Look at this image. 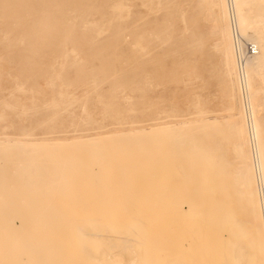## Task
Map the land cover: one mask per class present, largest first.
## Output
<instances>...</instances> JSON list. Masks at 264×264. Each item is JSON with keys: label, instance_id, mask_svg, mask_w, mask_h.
<instances>
[{"label": "rangeland", "instance_id": "obj_1", "mask_svg": "<svg viewBox=\"0 0 264 264\" xmlns=\"http://www.w3.org/2000/svg\"><path fill=\"white\" fill-rule=\"evenodd\" d=\"M242 16L262 30L264 0H245ZM227 25L233 40L228 0L225 12L219 0H0V185L13 190L6 196L3 186L0 215L13 229L10 249L27 247L18 257L9 249L4 264H264L255 147L235 150V131L252 121L247 56L237 51L254 43L229 46ZM253 88L264 137V86L255 78ZM205 121L218 130L197 133ZM181 126L192 135L177 136ZM247 156L256 240L237 176ZM92 221L105 238L82 236ZM17 235L39 239L30 246L40 252Z\"/></svg>", "mask_w": 264, "mask_h": 264}, {"label": "bare ground", "instance_id": "obj_2", "mask_svg": "<svg viewBox=\"0 0 264 264\" xmlns=\"http://www.w3.org/2000/svg\"><path fill=\"white\" fill-rule=\"evenodd\" d=\"M228 2L230 3V7L232 6L233 7V10H234V12H235V18H236V24H237V36L235 35V33H234V41L232 40V33L230 34V31H229V28H228V25L225 27V29H224V35H225V39H226V42H227V44L229 45V46H231L232 47V42H233V45L235 44L234 42H236V41H239L240 40V38H242V37H246L245 39H248L249 41H252L253 43H254V45L256 46V49H257V54L256 55H254V56H251V57H247L246 59H245V61H244V63H246V65H247V67H248V69H247V73L246 74H244L243 75V78H242V84H243V87H245L244 88V90L246 91V100H247V102H248V107L250 108V111H249V115H250V119H252V121H251V126H250V122H249V126L251 127H249L248 129H246V128H244V127H241V128H239L238 130H236L235 131V136L237 137V136H239V142H237V140L235 141V142H237V143H239L237 146H236V152L237 153H241V147H240V143H242L244 146H245V143L247 142V145L249 144V149L251 148L250 146L252 145V146H254L255 147V154H253L255 157H253L254 159H255V167H256V165H257V179L256 180H258L259 179V182L258 183H260L261 184V187H259L258 186V188L260 189V191L258 190V193L260 192V195H261V197H260V199H261V202H262V205H263V218H264V137L261 135V133L259 132V124H258V122H257V117H256V115H255V110H254V108H255V106H253V99L251 98V95H254L255 93H256V91L257 90H255L254 88H253V81H254V79L256 78L257 80H259V81H261L262 82V84H263V86H264V28L262 29V30H257V28H258V25L259 24H261L262 23V21L260 20V19H258V20H255V21H250V20H248L247 18H245V17H243L242 16V12H243V9H244V6H245V0H228ZM219 4H220V7H221V9H223V11L225 12V7H226V5H227V0H219ZM225 14V13H224ZM5 15V14H4ZM6 16V15H5ZM19 24V23H18ZM227 24V23H226ZM7 25V24H6ZM17 30V29H16ZM19 30H20V28H19ZM9 32V31H8ZM16 31H14V33H15ZM18 32V31H17ZM29 32H30V30H29ZM100 32V31H99ZM22 33V32H21ZM18 33H16V35H17ZM99 34V33H98ZM15 36V35H14ZM97 36V35H96ZM23 38V37H22ZM232 40V41H231ZM237 56H238V58L239 59H242V57H244V53H243V51L241 50V49H239L238 51H237ZM236 56V57H237ZM235 57V58H236ZM76 59V58H75ZM74 59V60H75ZM78 60V59H77ZM233 60H234V57H233ZM235 61H233V63H232V68H231V72L233 73V72H235ZM17 87V86H16ZM260 92H262V91H260ZM258 93H259V91H258ZM97 98V97H96ZM99 98V97H98ZM101 100V99H100ZM66 101H68V100H66ZM70 101H72V100H70ZM69 101V102H70ZM79 102V101H78ZM251 103V104H250ZM75 104H77V103H75ZM75 104H73V105H75ZM63 105V104H62ZM61 105V106H62ZM65 105V104H64ZM70 106H71V104H70ZM83 108V107H82ZM65 109V108H64ZM244 109V108H243ZM66 110V109H65ZM245 111V110H244ZM62 112V111H61ZM52 117L54 118V117H57L56 116V113L55 112H52ZM233 118V117H232ZM235 118V117H234ZM55 119V118H54ZM54 121V120H53ZM52 121V119H51V122H53ZM56 122V121H55ZM213 122V121H212ZM212 122H210V123H212ZM215 122H217V120L215 121ZM223 122V121H222ZM49 123H50V120H49ZM57 123V122H56ZM248 123V122H247ZM202 125L197 129V133L199 132V133H206V132H208V131H217L218 130V126L216 125V124H208V123H206V121H205V123H201ZM224 124V123H223ZM52 125H53V123H52ZM198 125V124H197ZM220 125V124H219ZM222 125V124H221ZM44 126H45V124H44ZM50 126H51V124H50ZM54 126V125H53ZM53 126H52V128H53ZM183 126H185V125H183ZM183 126H181V130H180V134L179 135H177V136H189V135H192V133L190 132V133H188L189 132V129L187 130L185 127L183 128ZM47 127V126H46ZM166 129V128H165ZM157 130H159V129H157ZM186 130H187V132H186ZM222 130V129H221ZM196 131V130H195ZM152 132V131H151ZM150 132V133H151ZM156 132H158V131H156ZM188 133V134H186V133ZM149 133V132H148ZM149 133V134H150ZM196 133V134H197ZM136 134V133H135ZM139 134V133H138ZM138 134H136V135H138ZM143 134H145V133H143ZM131 135V134H130ZM140 135V134H139ZM120 136V135H119ZM123 136V135H122ZM127 136V135H126ZM132 136V135H131ZM135 136V135H134ZM164 136H173V135H171V134H164ZM112 138V137H111ZM118 138V137H117ZM120 138V137H119ZM180 138V137H179ZM103 139V138H102ZM109 139V138H108ZM116 139V138H115ZM181 139V138H180ZM174 140H175V138H174ZM101 141V140H100ZM89 142H91V141H89ZM172 142V141H171ZM208 142V141H207ZM182 143V142H181ZM252 143V144H251ZM72 144V143H71ZM78 144V143H77ZM89 144V143H88ZM20 145V144H19ZM23 145H25V144H23ZM29 145V144H28ZM31 145V144H30ZM30 145L28 146V147H30ZM69 145V144H68ZM14 146V145H13ZM37 146V145H36ZM41 147H42V145H40ZM45 146V145H44ZM43 146V147H44ZM234 146H235V144H234ZM49 147H53V146H49ZM127 147V146H126ZM125 147V148H126ZM254 147H252V148H254ZM47 148H48V146H47ZM235 148V147H234ZM244 148H246V146L244 147ZM98 149V148H97ZM161 149V148H160ZM243 151H244V149H243ZM159 152V151H158ZM219 152V151H218ZM221 152V151H220ZM235 152V153H236ZM253 152V153H254ZM204 153V152H203ZM234 153V154H235ZM239 153V154H240ZM244 153V152H243ZM157 154V153H156ZM205 154V153H204ZM245 154V153H244ZM194 155V154H193ZM201 155V154H200ZM196 156V155H195ZM239 156V155H238ZM246 156V155H245ZM152 157V156H151ZM177 157V156H176ZM41 158V157H40ZM246 158V157H245ZM245 158H242V159H238L237 157H236V160H242V162L244 161L243 159H245ZM204 159H206V158H204ZM212 159V158H211ZM215 159V158H214ZM147 160V159H146ZM160 160V159H159ZM207 160V159H206ZM247 160V161H246ZM243 163H240L241 165H238V167L240 166V169L238 170L239 171V173H238V177H239V179H241V180H243L244 181V188H242L243 190H245V192L243 191V194L245 195V202H246V204H247V209H248V212H250V215H249V226H250V231L252 232V235L253 236H255L254 237V240H256L257 238H256V236L259 234V236L261 235V233H262V230H261V227H260V223H259V221H260V219H259V215H258V211H256V208L254 207V205H253V202H254V200L256 199V188H255V185H254V182L252 181V178L250 177V172H249V166H248V156H247V159H246ZM204 161V160H203ZM207 161H209V160H207ZM207 161H205L206 162V164L208 163ZM234 161V160H233ZM23 162V161H22ZM200 162V161H199ZM221 162V161H220ZM241 162V161H240ZM35 163V162H34ZM257 163V164H256ZM26 164V163H25ZM30 164V163H29ZM64 164V163H63ZM62 164V165H63ZM146 164V163H145ZM191 164V163H190ZM205 164V165H206ZM209 164V163H208ZM225 164V163H224ZM24 165V164H23ZM194 165V164H193ZM254 165V164H253ZM22 167H24V166H22ZM191 167V166H190ZM197 167V166H196ZM223 167V166H222ZM98 168V167H97ZM192 168H193V166H192ZM200 167H198V169H199ZM228 168H229V166H228ZM63 169V168H62ZM202 169V168H201ZM206 169H209V168H206ZM221 169V168H220ZM256 169V168H255ZM97 170V169H96ZM119 170V169H118ZM215 170V169H214ZM229 170V169H228ZM127 171V170H126ZM199 171H200V169H199ZM205 171V170H204ZM210 171V170H209ZM223 171H224V169H223ZM255 171V170H254ZM212 172V171H211ZM200 173V172H199ZM203 173V172H202ZM201 173V174H202ZM216 173H218V172H216ZM13 174H14V172H13ZM62 174V173H61ZM186 174V173H185ZM193 174V173H192ZM220 174V173H219ZM188 175H191L190 173L188 174ZM187 175V176H188ZM4 176V175H3ZM7 176V175H6ZM61 176V175H60ZM112 177V176H111ZM192 177V176H191ZM14 178H16V177H14ZM218 178H219V176H218ZM3 179H5V178H3ZM13 179V178H12ZM11 179V180H12ZM17 179V178H16ZM196 179V178H195ZM220 179V178H219ZM219 179H218V181H219ZM9 180V179H8ZM7 181V180H6ZM65 181V180H64ZM118 181V180H117ZM215 181V180H214ZM242 181V182H243ZM2 182H3V180H2ZM1 182V183H2ZM0 183V184H1ZM56 183H59V182H56ZM120 183V182H119ZM4 185H6L7 186V182H6V184L4 183V184H2V185H0V186H2L1 188L2 189H0V193H1V191L3 192V190L6 188H8V186L7 187H3ZM8 185H9V183H8ZM50 185V184H49ZM54 185H55V183H54ZM114 185V184H113ZM112 185V186H113ZM12 186V185H11ZM14 186V187H13ZM13 188H16L15 187V184H13ZM125 186V185H124ZM188 186V185H187ZM20 187V186H19ZM47 188H48V186H46ZM46 187H44L45 189H46ZM64 187V186H63ZM4 188V189H3ZM150 188V187H149ZM188 188V187H187ZM257 188V189H258ZM5 189V190H6ZM109 189V188H108ZM192 189V188H191ZM197 189V188H196ZM262 189V190H261ZM4 190V191H5ZM11 191H9V188L7 189V191L4 193L5 195H6V193H7V195L6 196H8V194H9V192H12V194H13V190H12V188L10 189ZM22 191H23V189H22ZM32 191H34V190H32ZM228 191V190H227ZM230 191V190H229ZM77 192V191H76ZM134 192V191H133ZM187 192V191H186ZM192 192V191H191ZM20 193H23V192H21V190H20ZM24 193H26V191L24 192ZM29 193H30V191H29ZM34 193H35V191H34ZM136 193V192H135ZM196 193V192H195ZM239 193V192H238ZM14 194H15V189H14ZM102 194V193H101ZM139 194V193H138ZM193 194V193H192ZM199 194V193H198ZM242 194V195H243ZM10 195V194H9ZM21 195V194H20ZM19 195V196H20ZM197 195V194H196ZM259 195V194H258ZM259 195V196H260ZM2 196H3V194H2ZM5 196V197H6ZM11 196V195H10ZM41 196V195H40ZM121 196V195H120ZM143 196V195H142ZM231 196V195H230ZM21 197H22V195H21ZM119 197V196H118ZM55 198V197H54ZM244 198V197H243ZM2 199V198H1ZM11 199V198H10ZM25 199V198H24ZM24 199H22V200H24ZM149 199V198H148ZM229 199V198H228ZM259 199V198H258ZM5 201H6V199H4ZM56 200V199H55ZM152 200V199H151ZM154 200V199H153ZM69 201V200H68ZM94 201V200H93ZM234 201V200H233ZM256 201V200H255ZM4 202V201H3ZM8 202H10V201H8ZM19 202V201H18ZM45 202V201H44ZM239 202V201H238ZM260 202V203H261ZM1 203V202H0ZM27 203V202H26ZM25 203V204H26ZM211 203V202H210ZM235 203V202H234ZM257 203V202H256ZM38 205V204H37ZM166 205H168V204H166ZM4 206V205H3ZM22 206V205H21ZM26 206V205H25ZM169 206V205H168ZM221 206V205H220ZM220 206H219V208H220ZM245 206V205H244ZM259 206H261V205H259ZM12 207H14L13 206V202H12ZM29 207V206H28ZM38 207V206H37ZM41 207H42V205H41ZM50 207H52V206H50ZM86 207V206H85ZM246 207V206H245ZM256 207H257V205H256ZM39 208H40V206H39ZM47 208V207H46ZM45 208V209H46ZM84 208V207H83ZM218 208V209H219ZM22 209H23V207H22ZM44 209V210H45ZM213 209V208H212ZM233 209V208H232ZM236 209H238V207L236 208ZM262 208H260V210H261ZM2 210V209H1ZM20 210V209H19ZM39 210V209H38ZM51 210V209H50ZM56 210V209H55ZM171 210V209H170ZM204 210H205V208H204ZM215 210V209H214ZM242 210H244V209H242ZM8 211V210H7ZM48 211V210H47ZM201 211H202V209H201ZM207 211V210H206ZM210 211V210H209ZM219 211V210H218ZM217 211V212H218ZM221 211V210H220ZM230 213V212H229ZM78 214V213H77ZM42 215V214H41ZM148 215V214H147ZM149 216V215H148ZM34 217V216H33ZM84 217V216H83ZM39 217L37 216V219H38ZM19 219V218H18ZM25 219V218H24ZM72 219V218H71ZM90 219V218H89ZM94 219V218H93ZM97 219V218H96ZM11 220V219H10ZM28 220H30L31 221V219L29 218ZM81 221H82V219H80ZM103 220V219H102ZM243 220V219H242ZM19 221H20V219H19ZM22 221H23V219H21V223H22ZM35 221H38V220H35ZM41 221V220H40ZM51 221V220H50ZM50 221H48L49 223H51ZM53 221V220H52ZM55 221V220H54ZM57 221V220H56ZM59 221V220H58ZM64 221H67L68 222V220H64ZM77 221H79V220H77ZM81 221H80V223H81ZM96 221V220H95ZM95 221H92L91 223L93 224V222H94V224L92 225V224H90V223H88L89 224V228H88V230H87V227H88V225H86L85 227H86V229L85 230H80V229H78V231L80 230V232H82V236L84 237H87V240H91V239H88V237L89 236H93V234H94V236L92 237V238H94V237H96V234H98V233H100L101 235L102 234H104V233H106L105 231H108L107 229L105 230V227L102 229V228H100V225H99V229H97L98 228V225H95ZM134 221V220H133ZM139 221V220H138ZM244 221V220H243ZM264 220H262V222H263ZM9 222L10 221H8V217L6 218V217H4V215H0V264H4V263H6L7 261H9L8 260V252H9V249H10V247H12L11 246V242H10V237L11 236H9L10 234V230H13V229H10V224H9ZM25 222V221H24ZM45 222V221H44ZM43 222V223H44ZM47 222V221H46ZM137 222V221H136ZM140 222V221H139ZM21 223H20V225H21ZM28 223H30V222H28ZM83 223H86V219H85V221L83 222ZM101 223V222H100ZM132 223V222H131ZM133 223H135V222H133ZM240 223V222H239ZM27 224V223H26ZM39 224V223H38ZM38 224H37V226H38ZM41 224V223H40ZM52 224H55V222L53 223L52 222ZM76 224V223H75ZM74 224V225H75ZM77 224H79V223H77ZM97 224V223H96ZM129 224H130V222H129ZM128 224V226H130ZM138 224V223H137ZM140 224H143V223H140ZM139 224V225H140ZM221 224V223H220ZM264 224V223H263ZM35 225H36V223H35ZM50 225V224H49ZM49 225H47L48 227H49ZM60 225V224H59ZM102 225V224H101ZM104 225V224H103ZM102 225V226H103ZM126 225V224H125ZM24 226V225H23ZM30 226H32V222H31V225ZM43 226V225H42ZM56 226H58V225H56ZM91 226V227H90ZM101 226V227H102ZM109 226V225H108ZM108 226H106V227H108ZM127 226V225H126ZM125 226V227H126ZM127 226V227H128ZM135 226V225H134ZM248 226V225H247ZM21 227V226H20ZM33 227H34V225H33ZM40 227V226H39ZM54 227V226H53ZM121 227V226H120ZM124 227V226H123ZM144 227V226H143ZM41 228V227H40ZM44 228V227H43ZM47 228V227H46ZM58 228H59V226H58ZM62 228V227H61ZM139 228V227H138ZM140 228H141V225H140ZM52 229V228H51ZM50 229V230H51ZM74 229L76 230V228L74 227ZM104 231V233H103V231ZM128 229V228H127ZM132 228L130 227V230H131ZM134 229V228H133ZM142 229V228H141ZM146 229V228H145ZM28 230V229H27ZM45 230V229H44ZM44 230H40V231H44ZM48 230V229H47ZM74 230V231H75ZM137 230V229H136ZM139 230V229H138ZM137 230V231H138ZM241 231H242V229H240ZM239 230V231H240ZM16 231V230H15ZM49 231V230H48ZM60 231V230H59ZM77 231V230H76ZM135 231V230H134ZM134 231H133V234H134ZM228 231V230H227ZM240 231V232H241ZM136 232V231H135ZM13 233V232H12ZM11 233V234H12ZM25 233V232H24ZM45 233V232H44ZM61 233V232H60ZM124 233V232H123ZM127 234L129 233V232H126ZM138 233V232H137ZM239 233V232H238ZM247 233H248V231H247ZM247 233H246V235H247ZM33 234H34V232H33ZM46 234H48V233H46ZM77 234V233H76ZM78 234H79V232H78ZM136 234V233H135ZM139 234V233H138ZM233 234V230H230V232H229V236H231ZM236 234V233H235ZM13 235H15L14 233H13ZM23 235V234H22ZM21 235V236H22ZM36 235V234H35ZM55 235V234H54ZM59 235V234H58ZM99 235V234H98ZM105 235H107V234H104V238L106 237ZM125 235V234H124ZM240 235V234H239ZM18 236V241H19V237H21V236H19V235H17ZM53 236V235H52ZM80 236V235H79ZM125 236H127V235H125ZM237 236H238V234H237ZM240 236H242V234L240 235ZM16 237V236H15ZM14 237V238H15ZM62 237V236H61ZM103 236H101L100 238H102ZM223 237V236H222ZM234 237V236H233ZM243 237V236H242ZM258 237V236H257ZM28 238V237H27ZM82 238V237H81ZM98 238V237H97ZM97 238H95V239H97ZM100 238H98V239H100ZM104 238H102L101 239V241H105L104 240ZM142 239H140V240H144L143 238H144V235H142V237H141ZM149 238V237H148ZM241 238V237H240ZM259 238H261V236L259 237ZM21 239V238H20ZM48 239V238H47ZM51 238H49L48 240H50ZM84 239H86V238H84ZM83 239V240H84ZM110 239V238H109ZM130 239V238H129ZM133 239V238H132ZM216 239V238H215ZM214 239V240H215ZM232 239V238H231ZM243 239H245V237L243 238ZM12 240H14L13 238H12ZM27 241L26 242H29V246H30V244L32 243L33 244V242L35 241H39V239L38 240H33V242H31L32 240H30L29 241V239H26ZM42 240V239H41ZM44 240V239H43ZM47 240V241H48ZM92 240H94V239H92ZM134 240V239H133ZM132 240V241H133ZM222 240H224V237L223 238H221V243H222ZM246 240V239H245ZM259 240V239H258ZM261 240V239H260ZM22 241V243H24L23 241H25V240H21ZM21 241H19V243L21 242ZM53 241V240H52ZM109 241V240H108ZM111 241V240H110ZM124 241L126 242V244L128 245V247L130 246L129 245V243H130V241L131 240H127V237L126 238H124ZM132 241H131V243H132ZM234 241V240H233ZM246 241H248V240H246ZM25 242V243H26ZM31 242V243H30ZM40 242V241H39ZM41 242H43V241H41ZM55 242V241H54ZM58 242V241H57ZM86 242V241H85ZM261 242V241H260ZM11 243V244H10ZM16 243H17V241L16 242H14V244H13V247L14 246H16ZM25 243H24V245H25ZM46 243V248H48L47 247V242H45ZM45 243H41L42 244V246H45ZM48 243H50V241L48 242ZM94 243H95V240H94ZM97 243V242H96ZM105 243V245H106V242H104ZM130 243V244H131ZM134 243V242H133ZM143 243H145V242H143ZM18 244V243H17ZM31 244V245H32ZM34 244H37V243H34ZM39 244V243H38ZM85 244V243H84ZM99 244V243H98ZM138 244V243H137ZM146 244H148V243H146ZM216 244H217V242H216ZM248 244H249V241H248ZM262 244V243H261ZM23 245V246H24ZM55 245V244H54ZM110 245V246H109ZM108 246L111 248L112 246H111V244H109ZM143 245V244H142ZM145 245V244H144ZM174 245V244H173ZM215 245V244H214ZM52 246H53V244H52ZM89 246V245H88ZM107 245H106V247H108ZM132 246H133V244H132ZM137 246V245H136ZM150 246H152V245H149V247ZM184 246V245H183ZM242 246V245H241ZM240 246V247H241ZM260 246V245H259ZM20 247H21V244H20ZM25 247V246H24ZM30 247H32V246H30ZM34 247H38L37 245H34ZM34 247H32V251H36V255H37V249H35ZM54 247V246H53ZM107 248V249H109L108 251L111 253V251H110V248ZM143 247V246H142ZM215 247V246H214ZM23 248V247H22ZM26 248V251H27V247H25ZM57 248V247H56ZM86 248V247H85ZM88 248H90V247H88ZM144 248V247H143ZM217 248V247H216ZM219 248V247H218ZM218 248H217V250H218ZM259 248H261V250H262V247H259ZM17 250V248H15L14 247V249L12 248V249H10L11 251L10 252H15L16 253V250ZM30 249L28 250L29 251V253L28 254H31V252L32 251H30ZM59 249V248H58ZM62 249V248H61ZM223 249H224V247H223ZM23 250H24V248H23ZM23 250L20 248V250H18L17 251V253L20 251V253L22 254V252H23ZM74 250V249H73ZM76 250V249H75ZM86 250V249H85ZM126 250V249H125ZM25 250H24V253L26 252ZM47 251H48V249H47ZM87 251H89L88 249H87ZM87 251H85V252H87ZM127 252H128V250H126ZM255 251H257V250H255ZM264 251V250H263ZM9 252V254H11ZM40 252V251H39ZM38 252V253H39ZM76 252V251H75ZM130 252H131V250H130ZM130 252L129 253H126V255L127 254H129L130 255ZM14 253V254H15ZM15 254L16 255V257H18V255H19V253L18 254ZM49 253V252H48ZM109 253V254H110ZM132 254H133V251L131 252ZM237 253V252H236ZM243 253V252H242ZM13 254V253H12ZM13 254V255H14ZM108 253H106V255H109ZM124 254H125V252H124ZM144 254V253H143ZM263 254V253H262ZM35 256V253L33 254L32 253V255L31 256ZM42 255V254H41ZM40 255V256H41ZM48 255V254H47ZM69 255H70V253H69ZM89 255V254H88ZM103 255V254H102ZM105 255V254H104ZM22 256V255H21ZM30 256V257H31ZM50 256V255H49ZM80 256V255H79ZM144 256V255H143ZM261 256V255H260ZM9 257H11V255H9ZM43 257V256H42ZM45 257V256H44ZM51 257V256H50ZM72 257H73V255H72ZM91 257V256H90ZM103 257V256H102ZM127 257V256H126ZM15 257H13V259H14ZM26 258H28V257H26ZM47 258H48V256H47ZM93 258V257H92ZM103 258H105V256L103 257ZM127 258H129V257H127ZM194 258V257H193ZM36 259V258H35ZM87 259V258H86ZM195 259V258H194ZM237 259V258H236ZM10 260H11V258H10ZM18 260V259H17ZM16 259H15V261L14 262H16L17 261ZM29 260V259H28ZM79 260V259H78ZM89 260H91V259H89ZM96 260V259H95ZM50 261H52V260H50ZM81 261V260H80ZM101 261V260H100ZM201 261V260H200ZM97 262V261H96ZM257 261H255V263H256ZM109 263V262H108ZM238 263H239V261H238ZM260 263V262H259ZM259 263H257V264H259ZM54 264V263H53ZM128 264V263H127ZM130 264V263H129ZM240 264H242V263H240Z\"/></svg>", "mask_w": 264, "mask_h": 264}, {"label": "built area", "instance_id": "obj_3", "mask_svg": "<svg viewBox=\"0 0 264 264\" xmlns=\"http://www.w3.org/2000/svg\"><path fill=\"white\" fill-rule=\"evenodd\" d=\"M235 35L237 36V32H235ZM257 54V49L256 46L254 44H249L246 48H245V56L247 57H251ZM245 58V57H244Z\"/></svg>", "mask_w": 264, "mask_h": 264}]
</instances>
